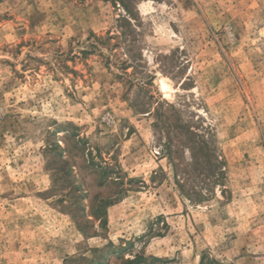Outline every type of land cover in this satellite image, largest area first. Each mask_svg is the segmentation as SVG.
<instances>
[{
  "label": "rangeland",
  "instance_id": "obj_1",
  "mask_svg": "<svg viewBox=\"0 0 264 264\" xmlns=\"http://www.w3.org/2000/svg\"><path fill=\"white\" fill-rule=\"evenodd\" d=\"M0 264H264V0H0Z\"/></svg>",
  "mask_w": 264,
  "mask_h": 264
},
{
  "label": "bare ground",
  "instance_id": "obj_2",
  "mask_svg": "<svg viewBox=\"0 0 264 264\" xmlns=\"http://www.w3.org/2000/svg\"><path fill=\"white\" fill-rule=\"evenodd\" d=\"M161 88L164 91V93L167 95H169L170 92L172 91L170 82L165 78L161 79Z\"/></svg>",
  "mask_w": 264,
  "mask_h": 264
}]
</instances>
